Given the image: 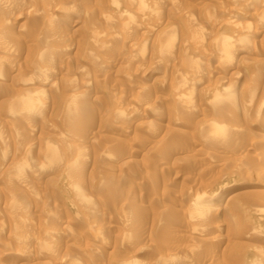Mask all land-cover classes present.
I'll return each instance as SVG.
<instances>
[{
    "label": "rangeland",
    "instance_id": "rangeland-1",
    "mask_svg": "<svg viewBox=\"0 0 264 264\" xmlns=\"http://www.w3.org/2000/svg\"><path fill=\"white\" fill-rule=\"evenodd\" d=\"M17 1L0 264H264V0Z\"/></svg>",
    "mask_w": 264,
    "mask_h": 264
},
{
    "label": "bare ground",
    "instance_id": "bare-ground-1",
    "mask_svg": "<svg viewBox=\"0 0 264 264\" xmlns=\"http://www.w3.org/2000/svg\"><path fill=\"white\" fill-rule=\"evenodd\" d=\"M6 0H4V2H5ZM25 1V0H24ZM16 2H18L17 0H16ZM23 2V1H22ZM155 2V1H154ZM20 4H21V1L19 2ZM72 3V2H71ZM14 4H15V1H14ZM22 4H24V3H22ZM1 5H2V3H1ZM0 5V7L1 8H3L2 6ZM8 5V4H7ZM6 5V6H7ZM16 5V4H15ZM3 6H4V4H3ZM6 6H5V8H6ZM12 6V5H11ZM247 9V8H246ZM64 10V9H63ZM9 11V10H8ZM2 12V11H1ZM12 13V12H11ZM13 14V13H12ZM127 15V14H126ZM9 16V15H8ZM51 23V22H50ZM71 24V23H70ZM1 28H2V25H1ZM4 30V29H3ZM6 33V32H5ZM219 37V36H218ZM217 38V37H216ZM221 38H219V40H220ZM113 40V39H112ZM171 40V39H170ZM223 41V40H222ZM10 42V41H9ZM167 42H169L170 43V41H168L167 40ZM167 42H166V44H167ZM216 43V42H215ZM2 44V43H1ZM8 46V45H7ZM4 48V47H3ZM10 48V47H9ZM168 48V47H167ZM42 49V48H41ZM4 50H5V48H4ZM217 51V50H216ZM186 54V53H185ZM56 55V54H55ZM186 55H188V54H186ZM48 56V55H47ZM53 56V55H52ZM35 58V57H34ZM47 58V57H46ZM10 60V59H9ZM92 60V59H91ZM1 62V61H0ZM90 62H92V61H90ZM48 63V62H47ZM3 66V65H2ZM56 66V65H55ZM1 68V70H3L2 69V67H0ZM14 69V68H13ZM82 69V68H81ZM208 69V68H207ZM47 70V69H46ZM46 70H43L44 71V73H46ZM41 70H39V72H40ZM194 71V70H193ZM47 72H48V70H47ZM88 73V72H87ZM41 74V73H40ZM183 74V73H182ZM9 75V74H8ZM44 76H45V74H44ZM43 76V77H44ZM181 76V75H180ZM136 77V76H135ZM86 78V77H85ZM43 79V78H42ZM28 84V83H27ZM71 84V83H70ZM191 85V84H190ZM29 87H30V85H29ZM184 89V88H183ZM33 92H35V91H33ZM39 92V91H38ZM21 93V92H20ZM26 93V92H25ZM27 93H29L28 91H27ZM80 93V92H79ZM151 93V92H150ZM22 95V94H21ZM24 95V94H23ZM29 95V94H28ZM227 95V94H226ZM229 95V94H228ZM23 97V96H22ZM26 97V96H25ZM28 98V97H27ZM30 99H34L33 97H31ZM40 99V98H39ZM43 99V98H42ZM117 100V99H116ZM23 101V100H22ZM34 101V100H33ZM28 102V101H27ZM34 102H36V100L34 101ZM37 102H38V98H37ZM25 104V103H24ZM29 104V103H28ZM27 104V105H28ZM38 104V103H37ZM140 105V104H139ZM36 107V106H35ZM73 107V106H72ZM28 111V110H27ZM120 113V112H119ZM174 118V117H173ZM210 122V121H209ZM212 124V123H211ZM207 129V128H206ZM234 129V128H233ZM4 146V145H3ZM55 146V145H54ZM54 146L52 147V146H50V152H51V155L53 154V155H55V156H57V155H59L58 154V150H56V148L57 147H55L54 148ZM65 147H66V144H65ZM49 148V147H48ZM68 148V147H67ZM115 148V147H114ZM180 148V147H179ZM109 149H110V147H109ZM108 149V150H109ZM48 150V151H49ZM70 151V150H69ZM110 151V150H109ZM112 151V150H111ZM114 151V150H113ZM47 152V151H46ZM123 153V152H122ZM59 160V159H58ZM47 161V160H46ZM125 164V163H124ZM74 166V165H73ZM72 166V167H73ZM69 168H67V171H68V169H69V174H68V172H67V174L68 175H70L69 176V179H70V186L72 187L71 189L75 192V194H77L78 196L77 197H79L80 199L81 198H86L87 196H86V192H85V188H83L82 187V185H81V179L80 178H77V177H75V176H73V173H72V167H71V165L70 166H68ZM72 173V174H71ZM8 175V174H7ZM13 177V176H12ZM68 177V176H67ZM82 178V177H81ZM80 179V180H79ZM66 181H68V180H66ZM68 183H69V181H68ZM203 197H205V196H203V194L202 195H198V198H197V200H203L202 198ZM79 199V200H80ZM89 199H90V197H89ZM88 202V203H87ZM86 203L87 204H85L84 205V207L85 208H87V210H88V207H89V202H90V200H88ZM91 203V202H90ZM93 203V202H92ZM91 203V204H92ZM47 204V203H46ZM203 204V203H202ZM206 204V203H205ZM6 209V208H5ZM19 212V211H18ZM19 218V217H18ZM24 229V228H23ZM62 230V229H61ZM46 232V231H45ZM36 236V235H35ZM173 258V261L174 262H176L177 261V259L179 258V255L177 254L176 256H174V257H172ZM262 259V258H261ZM256 260H257V258H256ZM256 263H257V261H255ZM262 262H264V261H262ZM259 263V262H258ZM260 264V263H259Z\"/></svg>",
    "mask_w": 264,
    "mask_h": 264
}]
</instances>
